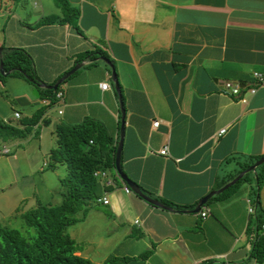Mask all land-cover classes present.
<instances>
[{"label": "crops", "instance_id": "0c3cea01", "mask_svg": "<svg viewBox=\"0 0 264 264\" xmlns=\"http://www.w3.org/2000/svg\"><path fill=\"white\" fill-rule=\"evenodd\" d=\"M32 1L34 7L28 0L12 6L11 38L0 34V45L26 49L46 84L70 68L79 52L95 46L107 51L123 107L120 167L148 196L193 207L241 170L232 156L264 153V84L244 91L250 71L264 69V0H67L77 9L74 18L63 15L55 0ZM52 15L54 21H43ZM82 62L62 80L60 98L44 111L47 123L33 125L37 135L12 139L14 148L6 146L7 153L0 144V165H13L9 175L0 176L1 197L8 192L18 202L33 197V204L57 203L58 192L61 199L59 185L48 189L47 201L37 190L19 195L12 188L26 174L34 187L44 176L59 179L57 164L44 175L38 171L47 166L39 158L53 145L57 123L90 116L117 141L120 110L110 68L101 58L93 65ZM224 79L239 81L237 96L223 91ZM101 81L109 87L101 88ZM46 102L38 98L34 109ZM153 118L160 120L155 127ZM165 142L167 154L161 155L156 150ZM255 181L252 171L224 194H213L200 216L182 210L189 207H163L125 191L121 178L106 171L99 196L107 202L88 206L80 220L93 212L101 236L111 241L106 255L128 256L126 264H240L250 247L253 215L246 199ZM257 190L264 212V179ZM145 249L150 253L140 257ZM244 264L263 263L249 258Z\"/></svg>", "mask_w": 264, "mask_h": 264}, {"label": "trees", "instance_id": "16d2710c", "mask_svg": "<svg viewBox=\"0 0 264 264\" xmlns=\"http://www.w3.org/2000/svg\"><path fill=\"white\" fill-rule=\"evenodd\" d=\"M10 1L17 2L19 0ZM55 1L63 15H67L69 18H74L77 15V9L71 6L67 0ZM56 18L55 15H52L44 18L43 21L51 22ZM0 46L1 68L3 71L9 70L5 74L0 73V77L11 74L36 83L39 98L47 100L45 104L39 105L29 115L20 117L16 123L0 119V141L2 144V141L23 139L29 134L37 135L36 130L32 129L33 125L47 123V119L43 116L44 111L54 104L58 98L56 92H61V90L59 84L56 88L39 85L41 80L35 74L32 58L26 49L21 46ZM98 58L106 59L113 66V59L107 51L97 46L76 54L74 62L86 60L87 64H94ZM53 134V145L49 148L46 155L48 159L43 164L50 167L61 163L65 165V174L58 179L61 199L53 204L37 201L35 205L21 211L19 217L27 227L24 231L0 222V264H126L128 256L115 254H108L101 261L92 262L76 253L77 243L65 231L67 225L80 220L88 206L98 202L97 197H101L99 196L98 175H94L93 172L104 171L106 173V169H110L119 177L114 168L116 139L111 137L103 123L90 116H84L75 123H57L53 128ZM1 146L2 149H7L6 151L1 149L2 153L9 152L6 146L3 144ZM261 155L237 154L232 157L236 158L242 169ZM250 172L252 173L251 170L244 172L218 194H224L235 187L239 182L245 180ZM255 173V187L252 188L250 194L254 208V211L250 213L253 215L251 230V225L248 227L250 247L247 257L240 260V264H244L249 258L264 264V228L261 227V223H264V212L258 206L257 198L258 186L264 179V161L256 165ZM104 175H100V177ZM223 182L220 181L217 185L220 186ZM106 183L108 184L110 181ZM123 183L125 184L124 181ZM213 196L215 195H211L206 202ZM165 203L178 209L192 207L191 205ZM77 212H80V215H75ZM29 228H32L33 232L29 231ZM148 253H150V249H145L139 255L144 257Z\"/></svg>", "mask_w": 264, "mask_h": 264}, {"label": "rangeland", "instance_id": "374dc122", "mask_svg": "<svg viewBox=\"0 0 264 264\" xmlns=\"http://www.w3.org/2000/svg\"><path fill=\"white\" fill-rule=\"evenodd\" d=\"M29 6H35L36 1L28 0ZM17 2H11L10 0H1L0 3V34H3L5 39H10L9 36L13 29V24H10L11 21L7 20V16L10 15V10L12 9V6L14 4H17ZM57 3V2H56ZM15 15V14H13ZM1 30H4L1 32ZM2 41V38L0 36V43ZM93 65V64H91ZM59 87H65V81H62L59 83ZM36 83L27 81L26 79L19 77L17 75H11L6 74L2 75L0 77V119L5 120L11 123H16L20 117L29 115V113L34 109L36 106V101L39 98V94L37 91ZM17 111L19 114V117H15L13 113ZM43 130L46 129V127L42 128ZM47 130V129H46ZM54 135V134H52ZM11 140H6L3 142L5 146H9L11 149H13V146H10ZM46 142V135L42 137L40 140V143L43 144ZM13 143V142H12ZM1 144V141H0ZM9 148V149H10ZM2 160V158H0ZM41 160L47 161L46 154L41 156ZM63 164V163H62ZM18 168L22 169V164H17ZM12 168L13 165H0V176L4 175V173L7 172V175H9L8 171L9 168ZM52 167L50 166H43L41 170H38L42 173V175L46 174L47 172H51ZM17 170V171H20ZM24 173L27 170H22ZM56 171H58L59 177H61L64 172V166L57 164ZM106 171H110V169H106ZM113 174L114 171H110ZM56 176L50 175V176H44V179L42 182H37L36 187L34 185H31V175L26 174L24 175L20 181L15 183V186L12 187L13 191L19 195H23L28 193L31 190H37L39 195H42V199L47 201L50 197V194L48 192V189L54 188V185H59L58 180H55ZM98 180L100 179V175L97 176ZM3 178L0 177V181H2ZM31 180V181H30ZM35 181V180H34ZM36 182V181H35ZM14 185V184H13ZM255 185V184H254ZM53 186V187H52ZM254 187V186H253ZM8 195H3L1 197L0 195V222L7 224L9 226H14L19 228L21 231H24L25 228H27L23 223L21 218L19 217V213L28 207L34 205L33 204V197L29 198H22V201L18 202L17 200H13L14 193ZM57 201L60 199V193H56ZM248 198V197H247ZM15 203L17 205V209L14 208ZM18 203V204H17ZM53 204V203H51ZM249 203H247L248 206ZM96 208V203L93 204ZM105 207V205H103ZM75 215H80V212H77ZM95 215L94 213H90L88 216V219L86 221L81 222V220H78L74 223H71L67 225L65 228V231L69 236H71L75 242L77 243L78 250L80 253L82 252L85 257H89L90 259L94 261H101L104 255L109 253L111 241L110 238H105L104 236H101L100 233L103 232V229L101 227L95 226ZM29 231L33 232L32 228H29ZM111 253V252H110Z\"/></svg>", "mask_w": 264, "mask_h": 264}, {"label": "water", "instance_id": "95a60500", "mask_svg": "<svg viewBox=\"0 0 264 264\" xmlns=\"http://www.w3.org/2000/svg\"><path fill=\"white\" fill-rule=\"evenodd\" d=\"M0 54H1V46H0ZM103 59V58H101ZM104 62L109 66L110 68V79L111 82L113 84V87L117 93V98H118V105H119V110H120V123H119V129H118V138L116 141V147H115V151H114V168L117 172V174L119 175V177L125 182V184L129 187V189L134 192L135 194L143 197L144 199H146L147 201L153 203V204H157L163 207H169L168 205H165L163 203H161L159 200L152 198L150 196H148L147 194H145L144 192L141 191L140 187L131 179H129L125 173L122 171L121 167H120V148H121V141H122V136H123V107H122V100L120 98V92H119V84L116 78V73L115 70L112 66V64L110 62H108L106 59H103ZM1 58H0V73L1 74H5L7 72H9V70L7 71H3L1 68ZM83 62L82 61H78V62H74V64L68 68L64 73H62L60 76H58L52 83L46 84L43 82H39V85L41 86H45L47 88H56L57 85L67 76L69 75L71 72H73L76 68H78ZM262 161H264V153L258 157L256 160H254L251 164H249L248 166H246L244 169H241L240 171H238L235 176H233L230 180L226 181L224 184L220 185L219 187L215 188V189H211L208 192H206L204 195H202L195 203V205L190 208V209H182V210H186L189 212H197L199 210V208L206 202V200L213 194H216L220 191H222L224 188H226L228 185H230L231 183H233L236 179H238L245 171L251 170L255 173V167L256 165L260 164Z\"/></svg>", "mask_w": 264, "mask_h": 264}, {"label": "built area", "instance_id": "2783aa9c", "mask_svg": "<svg viewBox=\"0 0 264 264\" xmlns=\"http://www.w3.org/2000/svg\"><path fill=\"white\" fill-rule=\"evenodd\" d=\"M250 76H251V82L247 85V88L244 90V91H248V92H253L255 90V88L261 84H264V69L262 70H257V69H254V70H251L250 71ZM223 83V91L224 92H228V93H232V94H238L239 90H240V83L239 81H232V80H229V79H224L222 81ZM99 86L101 88H107L109 87L108 83L106 81H101L99 82ZM56 96L58 98H60L61 96V92L58 91L56 92ZM242 94H240V98L242 99L243 97H241ZM239 98V99H240ZM58 112H60V110H58ZM13 115L15 117H19V114L17 111H15L13 113ZM160 120L158 118H153L152 121H151V125L153 127L157 126L159 124ZM224 130V127H221L219 128V130L217 131V134L218 133H221L222 131ZM3 151H6L7 149L6 148H3L2 149ZM157 153L161 154V155H166L167 154V144L166 142L160 146L157 150H156ZM94 175H104L105 172L104 171H94L93 172ZM123 189L125 191H129V187L127 185H123ZM97 201H100L101 203H106L107 202V197L106 196H101V197H97L96 199ZM246 201L249 203L248 206H247V212L251 213L254 211V208H253V205L250 201V198H247ZM199 212V215L200 216H204L205 215V210H202L201 207L199 208V210L197 211ZM261 227L264 228V223L262 222L261 223Z\"/></svg>", "mask_w": 264, "mask_h": 264}, {"label": "clouds", "instance_id": "9594fccd", "mask_svg": "<svg viewBox=\"0 0 264 264\" xmlns=\"http://www.w3.org/2000/svg\"><path fill=\"white\" fill-rule=\"evenodd\" d=\"M109 85V84H108ZM250 201H251V198H250Z\"/></svg>", "mask_w": 264, "mask_h": 264}]
</instances>
